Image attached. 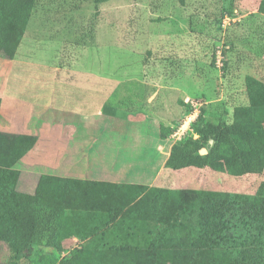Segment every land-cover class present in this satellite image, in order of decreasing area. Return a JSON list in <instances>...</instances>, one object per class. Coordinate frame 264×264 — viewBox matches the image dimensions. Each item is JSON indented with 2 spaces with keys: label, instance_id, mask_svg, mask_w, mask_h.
Returning <instances> with one entry per match:
<instances>
[{
  "label": "rangeland",
  "instance_id": "1",
  "mask_svg": "<svg viewBox=\"0 0 264 264\" xmlns=\"http://www.w3.org/2000/svg\"><path fill=\"white\" fill-rule=\"evenodd\" d=\"M54 1L49 13L40 0L16 58H0V99L19 98L22 87L26 96H33L27 87L56 76L72 84L51 82L47 86L52 87L40 86L44 94L32 98L47 104L61 95L56 104L66 117L70 99L82 107L80 98L91 104L121 98L125 110L152 127L148 132L141 130L143 136H149V145L145 139L146 144L132 148L131 155L124 151L125 158L137 163L130 175L147 171L152 139L166 142L165 152L170 156L175 144L190 131L188 118L187 122H193L201 114L207 122L229 121L233 108L246 104L241 91L245 77L264 81L262 0H236L232 12L227 11L231 0H114L99 5L94 0ZM209 15L220 21L218 37L209 31ZM90 26L95 45L87 32ZM85 78L90 83H77ZM75 105L72 108H78ZM164 167L162 175H170L171 187L192 185L196 189L209 184L225 194L215 196L213 228L206 229L200 218L196 222L190 208L183 213L176 210L171 221L174 241L145 250L264 247V227L253 225L254 213L263 201L255 192L264 182V173L233 177L207 169ZM241 216L245 227L233 220ZM259 217L264 223V211ZM182 222H187L184 228ZM238 223L239 227L234 226ZM176 230L180 232L176 234ZM193 240L198 242L193 244ZM8 256L5 249L0 251V261ZM16 264L30 262L22 258Z\"/></svg>",
  "mask_w": 264,
  "mask_h": 264
},
{
  "label": "crops",
  "instance_id": "2",
  "mask_svg": "<svg viewBox=\"0 0 264 264\" xmlns=\"http://www.w3.org/2000/svg\"><path fill=\"white\" fill-rule=\"evenodd\" d=\"M84 80L77 83H90L89 78ZM51 82L72 84L69 79L56 76L26 87L39 95L45 93L40 86L52 87L47 86ZM24 88H20L19 98L1 100L0 131L35 136L37 142L15 168L5 170L6 181L17 194L39 196L62 206L60 246L65 248L66 240L73 237L86 250L112 246L152 249L156 243L174 241L172 215L176 210L183 213L189 208L198 219L196 222L201 219L206 229L214 227L215 196L225 193L212 190L209 184L196 189L192 185L171 187L170 175H162L169 156L166 142L152 139L147 171L142 175L129 174L137 163L131 157L125 158L124 151L131 155V150H135L132 148L144 146L146 140L149 145L148 134L143 136L141 130L152 127L139 123L132 116L133 111L125 110L121 98H104L93 104L88 98H80L82 107L70 99L66 117L56 104L61 95L42 104L32 98L34 95L26 96ZM237 218L233 220L245 227L242 216ZM186 224L182 222V228ZM234 226L239 227V223ZM179 232L176 230V234Z\"/></svg>",
  "mask_w": 264,
  "mask_h": 264
},
{
  "label": "trees",
  "instance_id": "3",
  "mask_svg": "<svg viewBox=\"0 0 264 264\" xmlns=\"http://www.w3.org/2000/svg\"><path fill=\"white\" fill-rule=\"evenodd\" d=\"M44 1L50 13L55 1ZM109 1L114 0H94V4ZM39 4L40 0H0V58H16ZM235 9L236 0H231L227 11ZM259 9L263 11L264 0ZM208 20L210 33L218 37L220 21L213 15ZM78 32L82 33L83 28ZM87 32L95 45L92 26ZM241 91L246 104L234 107L229 121L219 118L207 122L200 114L190 124L187 136L172 148L165 163L167 169H207L233 177L264 173V81L245 77ZM36 142L35 136L0 131V251L5 249L9 253L8 259L0 264H16L22 258H27L30 264H264V247L145 250L112 246L86 250L66 246L64 249L58 243L64 215L62 206L39 196L17 194L6 181L5 170L15 168ZM255 195L263 201L254 213L253 225L262 228L264 223L259 216L264 211V182L257 186Z\"/></svg>",
  "mask_w": 264,
  "mask_h": 264
},
{
  "label": "built area",
  "instance_id": "4",
  "mask_svg": "<svg viewBox=\"0 0 264 264\" xmlns=\"http://www.w3.org/2000/svg\"><path fill=\"white\" fill-rule=\"evenodd\" d=\"M191 116V115H190ZM189 119V118H188ZM188 119H187V121H188ZM186 121V123H188V124H191L192 122V120L191 121H189V122H187ZM182 129V128H181ZM67 243V246L69 247V249H71V248H77V247H79L80 246V244L74 239V238H69L67 241H66Z\"/></svg>",
  "mask_w": 264,
  "mask_h": 264
}]
</instances>
